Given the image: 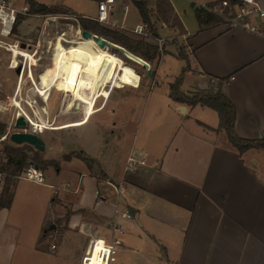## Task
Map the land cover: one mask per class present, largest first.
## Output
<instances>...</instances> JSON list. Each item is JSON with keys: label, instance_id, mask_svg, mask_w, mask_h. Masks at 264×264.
<instances>
[{"label": "crops", "instance_id": "obj_1", "mask_svg": "<svg viewBox=\"0 0 264 264\" xmlns=\"http://www.w3.org/2000/svg\"><path fill=\"white\" fill-rule=\"evenodd\" d=\"M129 1L118 0L120 5L129 6L126 14L121 13L120 21L132 29L143 21L137 8L141 21L132 25L128 22L133 3ZM145 1L153 10L156 39L176 38L180 34L189 37L185 51L188 61L178 56L179 49H167L155 67V85L150 86L143 84V77L129 64H120L122 72L128 76L111 78L102 84L98 94L84 86L82 80H72L78 69L71 75V82L64 81L69 86L63 85L65 90L82 100L79 101L82 116L75 121L87 122L73 126L80 129L74 131L79 143L63 155L80 153L91 161L87 163L74 155L66 160L62 155L69 173L63 186L47 182L50 167L42 169L45 183H35L18 175L11 177L7 193L4 189L0 194L5 203L0 206V264H33L36 261L37 264H80L89 235L101 234L114 223L122 226L123 235H119L121 244L116 247L111 264H264V149L251 148L240 154L226 132L218 129L216 110L173 100L170 97L173 81L164 77L162 66L167 55L185 61L181 63L180 72L182 74L189 66L183 73L181 88L185 92L209 88L211 78L230 77L224 90L236 108V133L248 139L262 138L264 33L229 27L223 22L201 28L197 9L190 0ZM256 1L264 7V0ZM60 6L70 10L81 31L77 17L93 19L97 14L96 11L88 15L66 4ZM67 13H51L52 19L59 20ZM258 20L264 32V18ZM26 22L31 28L19 38L32 40L30 34L43 18L29 16L19 21L16 32ZM53 26L54 22L50 32ZM164 26L170 27L173 34L163 36L160 28ZM44 33L42 35L46 36ZM16 37L17 33L12 39ZM91 40L87 42L93 50L101 48ZM84 43L80 61L85 51ZM54 44L65 47L60 35L51 43ZM96 53L99 58L92 65L100 63V54ZM126 56L145 64L138 55ZM32 72L35 77L34 69ZM24 75L32 81L28 72ZM24 75L17 78L16 73L7 91L9 99L12 95L18 98L23 94ZM57 85L58 81L54 87ZM130 91L131 96L145 100L139 125L135 128L131 127V109L119 108V102ZM28 95L40 100L34 88ZM100 97L103 98L97 108H103L95 112ZM111 99L118 102L109 112L112 116L121 115L118 126L115 121L111 124L110 118L100 121L99 115L108 108ZM43 112L48 115L45 109ZM44 140L46 148L42 152L45 158L52 159L46 152L54 147L55 140ZM135 152L146 155V163L134 171H127L128 158ZM61 169L60 164L58 172ZM0 177L6 182V177ZM16 179L53 190L50 196L41 195L29 189V184ZM114 185H123L125 195H118ZM61 189L64 194L60 193ZM37 203H43L47 210L56 206L63 210L59 216L48 219L50 224L54 222L52 231L50 228L43 230L45 218L29 237L24 226L26 215L20 213L24 212L22 209H35ZM127 206L131 207V218L121 215ZM41 232L54 238L46 242Z\"/></svg>", "mask_w": 264, "mask_h": 264}, {"label": "rangeland", "instance_id": "obj_2", "mask_svg": "<svg viewBox=\"0 0 264 264\" xmlns=\"http://www.w3.org/2000/svg\"><path fill=\"white\" fill-rule=\"evenodd\" d=\"M39 1L51 5L48 7L50 9L58 10L59 13L61 12L62 13L68 12V13L65 16H61L59 20L52 19V22L55 23V26H53V31L51 32L49 31L50 27L48 28L47 32L44 33L46 34V36L42 35V33L45 32L44 21L37 24L35 31H33L30 34V37L32 38L31 42L34 45L33 48L38 49V53L36 54V57L39 59V65L34 66V74L37 79L40 76L39 72H41V70L46 65L49 64L54 65L56 60H58L60 54L64 51L63 47H59V45L56 44H54L53 48L50 50V44L53 41L57 40L60 34H65V32H67L66 37L68 38L83 37L81 34L77 33V31L79 30L78 23L75 20L73 14L69 12L70 10H67V8L60 5L66 4L72 6L76 10L88 15H94L97 11V5H98L97 0H39ZM120 1L130 2L129 0H120ZM148 9L150 10V21H151V24L149 26L151 30V35L148 37L133 32L132 29L129 28L127 25H126L127 28H122L119 26H114L112 24H102V23L100 24L108 28H112L124 32L133 38L144 39L147 42L158 45L160 49V55L165 53L167 49L170 51H176V49H179L178 50L179 52L185 53L189 45L188 36H183L180 34L176 38L173 37L166 38L162 43H159V40L156 39V37L154 36V32H157V28H156L155 19H152L153 10L149 7ZM119 11L121 12L120 8ZM128 15H129L128 22L131 25L141 21L140 15L137 11V6L134 3L130 4V11L128 12ZM32 24H35V21H32ZM30 28L31 26L30 27L28 26V22L21 24L18 31L16 32L17 36L18 37H20V35L23 36L24 34L27 33V30H29ZM160 29H161V34L163 36H168L173 34V31L168 26H164V28L162 27ZM13 37L14 36L4 39L12 40ZM84 41H85L84 43L85 51H83L84 53L80 61V67L78 68V72L72 78L73 81L78 82L79 79L82 80L84 86L91 88L94 91V93L98 94L99 92H101L103 88L102 84L109 82L111 78L113 79L115 77L116 79L119 78L123 79L124 77L128 76L126 75V73L122 72L124 70L121 69L120 64L121 65L129 64L143 77L142 80L144 85H149V86L151 84L155 85V76L149 75V72H155V67L158 64L160 55L152 61L147 60L151 63V69L148 70L146 66L141 65L132 59H129L124 54V51L122 49L114 45H109L106 47V49L98 48V47L97 49H94L96 52L100 54V63L98 62L92 65L95 62V59L92 58L91 55V46H89L90 43L87 42L89 40H83L82 42ZM112 53H115L116 56ZM184 60L181 61L179 60V58L172 57V55H167L162 65L164 69L163 71L165 72L164 77L168 78L170 81H174L176 77L180 75L181 63L183 64L185 62ZM89 65H91L90 68ZM81 72L82 74L80 75ZM16 73H17L16 70L12 68L11 65V55L8 52L4 51L2 48H0V121L6 124V132L4 135H7L5 139L0 138V176H4V177L11 176L9 174V170L6 169L8 158H7V154L4 152V148L6 144H11L15 146L18 144L11 141L10 135L15 131H26V130L31 131L33 128V126L31 125H27V126L16 125V120L17 117L19 116L18 113L20 112V107H23L25 111L31 115L33 120V125L42 128L41 130H38L39 131L38 134L43 139H47V141L49 142L51 141L50 138H54L55 145L51 150L48 149L46 154L49 157L57 159L59 165L61 164L62 169L61 172H58V170L55 169V167L51 166L49 168V171L47 172L49 177L47 182L53 183L55 185L63 186V183L65 182L69 173L67 171L68 170L67 166L64 165V160L62 159V155L63 153L69 151V149H75L79 143V140L76 138L74 131L75 130L80 131V129H74L73 126H78L87 122V120L75 121L76 119L82 116L81 113L82 107L80 106L81 108L80 107L77 108V103L82 100L76 99L72 94V92L65 90L63 85L66 88H69V86H66L64 84L66 82H64V80L61 79L58 80V85L56 87H53V89L51 90V94L49 95V98L44 99L45 97L43 95H40L39 91L36 89L33 82L29 80L27 75H24L25 83H23L22 85L23 94L18 95V98H13L12 95L11 98L9 99L7 96V91H10L9 90L11 87L10 83L12 82L13 79L16 78ZM18 77L19 75L17 76V78ZM33 88L37 93V95L40 97V100H35L28 95V91H30ZM125 88L132 89V87H125ZM131 94H132L131 91L126 92V96L123 97L122 101L119 102V108L121 107L123 109L124 107L127 110L131 109L130 111L132 112L133 115V122H131V127L135 128L139 125L138 120L142 115L145 100H140V98L133 97L131 96ZM101 98L103 97H100L98 99V104L96 106L95 112L103 108V107L97 108L99 105V100ZM13 101H20V102L18 104L13 105ZM117 103H118L117 101L115 103V101L111 99L108 108L99 115L101 122H103V120L107 118H110L111 124H113L112 121L116 122L117 124L116 126L120 124L121 115H119L118 113H116L115 116L109 114L111 106ZM43 109H45V111H48L47 116L44 115ZM63 128H67V129L61 131H53ZM22 145L23 144H20L19 146ZM41 154L45 158V153L41 152ZM16 181H19L20 183L22 182L23 184H29L30 186L29 189L36 190L41 195L45 194L50 196L53 190L52 187H39L36 186L34 183H28L27 181H22L21 179L20 180L16 179ZM5 186H6V182L4 180L1 182L0 194L4 191ZM60 193L64 194L65 193L64 189H61ZM34 206L35 209H31V210L30 208L28 210L22 209L24 210V212L20 213V215L22 214L26 215L24 226L26 229L25 231H27L30 235L29 237H31V233L35 232L37 228H39V223L41 222V220L43 219L45 220V218H46V222L43 230L50 228L49 231H52L51 225H53L54 222L50 224L48 219L54 215L59 216L61 211L63 210V208H60L58 206L53 207L50 210H47L46 207L43 206V203H37ZM41 235H45L44 238L47 239L46 242L54 238L53 235L49 236L46 233H42V232ZM122 235L123 234H121V236ZM29 263H31V261ZM37 263L38 262L36 261L33 264H37Z\"/></svg>", "mask_w": 264, "mask_h": 264}, {"label": "built area", "instance_id": "obj_3", "mask_svg": "<svg viewBox=\"0 0 264 264\" xmlns=\"http://www.w3.org/2000/svg\"><path fill=\"white\" fill-rule=\"evenodd\" d=\"M194 7L201 12V18L206 15H214L221 19V22L229 27H241L254 33L263 34L259 18H264V7L256 0H190ZM121 9V12L119 11ZM129 9L128 4L120 5L118 0H99L97 5V14L93 18L102 24H112L122 28H127L124 22H121V13H127ZM42 17L45 26V32L51 26L53 14L47 11L39 10L36 6L33 9L31 0H0V48L13 56L17 49L25 50L33 55L38 52L37 48H33L31 40L16 37V29L19 21L29 17ZM80 30V29H79ZM132 31L148 37L151 35L150 27L147 23L137 24ZM79 34L82 35L81 30ZM159 43L164 41L163 38H158ZM38 47V46H37ZM162 51V48H161ZM22 57L21 54H19ZM21 61V59H20ZM149 62V61H148ZM20 63V62H19ZM21 68L19 77L22 78L25 69V62L14 67L15 70ZM148 70L151 69V63L146 66ZM211 83L215 82L214 78L210 79ZM31 122V120L29 119ZM29 132L39 133L36 126H33ZM7 135H3L1 139H5ZM143 156V157H141ZM146 155L133 153L127 161L126 170L134 171L138 166L144 165ZM18 177L30 180L35 183H45V175L41 168L33 165L25 168ZM3 179L0 177V186ZM115 191L118 195H125V188L123 185H114ZM97 194L99 192L97 191ZM121 215L126 218H131V207L127 206ZM123 233V228L120 224L114 223L105 228L101 234H90L85 252L82 256L80 264H111L113 261L115 249L121 244L119 235ZM54 247V245H53ZM151 260H148L150 263Z\"/></svg>", "mask_w": 264, "mask_h": 264}, {"label": "trees", "instance_id": "obj_4", "mask_svg": "<svg viewBox=\"0 0 264 264\" xmlns=\"http://www.w3.org/2000/svg\"><path fill=\"white\" fill-rule=\"evenodd\" d=\"M31 1L33 9H35L37 6L39 10L51 13H59L58 10L50 9L46 4L38 3L35 0ZM133 3L137 6L142 21L150 26V10L148 9L147 2L145 0H133ZM77 18L82 29L99 34L129 50L130 52H124L125 55L134 53V55L138 54L141 56V58L143 57L146 59L145 60L142 58L145 62H148L147 60L152 61L160 55L159 46L156 44L147 42L144 39L133 38L124 32L103 26L92 18L85 16H78ZM197 18L201 28L221 22L219 17L210 14L206 15L204 18H201V12L198 10ZM154 36L158 37L156 32H154ZM91 55L95 60L99 58L98 54L92 48ZM178 56L188 61V57L184 52H179ZM188 67L189 66L187 65L183 69V73L186 69H188ZM183 73L170 83V97L173 100L187 103L192 106L200 104L202 106H207L216 110L219 115L218 129L224 130L226 132L229 141L239 151L240 154H243L245 151L251 148L264 149V137L257 139L243 138L240 137L235 131L236 108L224 90V85L226 81L230 79V77L215 79V82H210L209 88L207 89L185 92L181 88L183 83ZM152 75H154V72H152ZM5 132L6 124L0 121V138L5 134ZM4 152L7 154L8 158L6 169L9 170V174L11 175L10 177H6L7 186L5 187V193L8 191V181L11 180V177L13 175L20 174V172L31 165L43 170L51 166L55 167L57 170L60 168L57 159L44 158L41 154V151L35 149L29 144H23L22 146L6 144ZM73 155L82 158L87 163L91 161L90 158L83 157L80 153L75 152L65 154L63 157L64 159L69 160ZM3 205H5V203L2 196L0 198V206Z\"/></svg>", "mask_w": 264, "mask_h": 264}, {"label": "bare ground", "instance_id": "obj_5", "mask_svg": "<svg viewBox=\"0 0 264 264\" xmlns=\"http://www.w3.org/2000/svg\"><path fill=\"white\" fill-rule=\"evenodd\" d=\"M79 32L80 30L77 31L78 34ZM80 38L86 39V40L93 39V38L88 39L84 37H80ZM60 39L64 41V45H63L65 46L63 47L64 51L60 54L58 60H56L54 65H50V64L46 65L41 70V72H39L40 76L38 79L34 77L33 72H32V69H34V66L39 65V59L36 57V54L38 52L35 55H33L32 53L28 51L17 49L14 51L13 56H11L12 68L18 66V64H22L23 62H25V69L23 71L22 77L26 72H28V74H30L31 80L35 84L36 89L39 91L41 95L45 97L44 99L49 98L50 90L55 86L58 80L61 79L67 82L70 81L71 75H74L80 66V57H81L82 49H83L82 42L80 40H76V39L71 40L69 38H66V34H60ZM52 47L53 46L50 44V50L52 49ZM123 51L130 52L127 49ZM19 54H21L22 57H20ZM147 65L148 64L145 62L144 66H147ZM19 102L20 101H13V105L18 104ZM80 105H81V102H78L77 108H79ZM18 115L19 116L22 115L24 118H26V120L28 121V125L36 126V125H33V120H32L31 115L27 113L23 107H20V112L18 113ZM29 119L31 120V122L29 121ZM36 128L37 130H39L40 127L36 126Z\"/></svg>", "mask_w": 264, "mask_h": 264}, {"label": "water", "instance_id": "obj_6", "mask_svg": "<svg viewBox=\"0 0 264 264\" xmlns=\"http://www.w3.org/2000/svg\"><path fill=\"white\" fill-rule=\"evenodd\" d=\"M82 36L84 38H93L101 47L106 48L109 45H114L122 50H125L126 48H124L123 46H120L112 41H110L109 39L96 34V33H92L89 30L83 29L82 30ZM21 68L19 67L16 72L17 74H20ZM149 75H152V72H149ZM182 110L184 109V107H181ZM16 125L17 126H27L28 125V121L26 120V118H24L22 115L17 117L16 120ZM10 139L11 141H13L14 143L20 145V144H29L31 146H33L35 149L39 150V151H44L46 148V144H45V140L38 134V133H33V132H29V131H15L10 135Z\"/></svg>", "mask_w": 264, "mask_h": 264}]
</instances>
